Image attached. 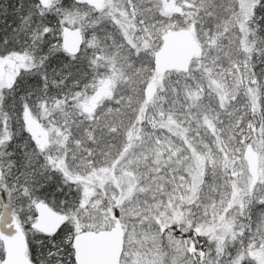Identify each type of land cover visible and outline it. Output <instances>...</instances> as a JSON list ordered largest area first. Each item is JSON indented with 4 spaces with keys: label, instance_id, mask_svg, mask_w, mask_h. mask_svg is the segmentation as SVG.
<instances>
[{
    "label": "snow or ice",
    "instance_id": "snow-or-ice-1",
    "mask_svg": "<svg viewBox=\"0 0 264 264\" xmlns=\"http://www.w3.org/2000/svg\"><path fill=\"white\" fill-rule=\"evenodd\" d=\"M0 20V264H264V0Z\"/></svg>",
    "mask_w": 264,
    "mask_h": 264
},
{
    "label": "flooded vegetation",
    "instance_id": "flooded-vegetation-1",
    "mask_svg": "<svg viewBox=\"0 0 264 264\" xmlns=\"http://www.w3.org/2000/svg\"><path fill=\"white\" fill-rule=\"evenodd\" d=\"M9 0H0V3H8Z\"/></svg>",
    "mask_w": 264,
    "mask_h": 264
},
{
    "label": "trees",
    "instance_id": "trees-1",
    "mask_svg": "<svg viewBox=\"0 0 264 264\" xmlns=\"http://www.w3.org/2000/svg\"><path fill=\"white\" fill-rule=\"evenodd\" d=\"M0 23H2V20H0Z\"/></svg>",
    "mask_w": 264,
    "mask_h": 264
}]
</instances>
